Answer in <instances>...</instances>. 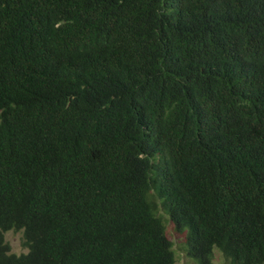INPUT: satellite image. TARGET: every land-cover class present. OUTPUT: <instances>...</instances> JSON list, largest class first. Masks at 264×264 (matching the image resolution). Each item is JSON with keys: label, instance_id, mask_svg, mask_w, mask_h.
<instances>
[{"label": "trees", "instance_id": "obj_1", "mask_svg": "<svg viewBox=\"0 0 264 264\" xmlns=\"http://www.w3.org/2000/svg\"><path fill=\"white\" fill-rule=\"evenodd\" d=\"M166 221L264 264V0H0V264H177Z\"/></svg>", "mask_w": 264, "mask_h": 264}, {"label": "rangeland", "instance_id": "obj_2", "mask_svg": "<svg viewBox=\"0 0 264 264\" xmlns=\"http://www.w3.org/2000/svg\"><path fill=\"white\" fill-rule=\"evenodd\" d=\"M166 226L169 238L174 243L177 264H197L191 257L187 255L185 250V234L176 232L174 229V224L171 221H166ZM5 238L10 244L12 252L20 254L28 251V249L23 246L22 231H6ZM213 264H230V262L227 260V258H225L224 254L218 248H216L214 251Z\"/></svg>", "mask_w": 264, "mask_h": 264}]
</instances>
